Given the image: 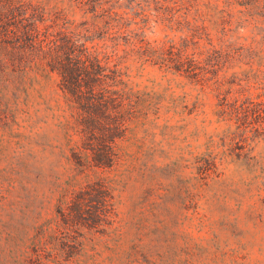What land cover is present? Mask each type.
<instances>
[{
    "label": "rangeland",
    "instance_id": "rangeland-1",
    "mask_svg": "<svg viewBox=\"0 0 264 264\" xmlns=\"http://www.w3.org/2000/svg\"><path fill=\"white\" fill-rule=\"evenodd\" d=\"M244 4V13L239 6L226 14L202 9L203 22L191 27L146 20L138 8L126 12L140 39L178 41L192 30L222 56H264V0ZM124 49L119 56H131ZM254 60L250 85L259 69ZM124 66L128 87L151 97L158 114L122 142V165L108 174L114 224L103 233L78 230L81 250L70 264H264V143L249 141L239 158L228 156L239 146L222 139L226 126L213 115L212 95L157 67ZM249 70L238 62L229 75L239 83ZM60 100L54 79L35 85L33 119L20 123L19 136H5L0 264H27L31 238L56 220L57 199L72 175L48 110Z\"/></svg>",
    "mask_w": 264,
    "mask_h": 264
},
{
    "label": "trees",
    "instance_id": "trees-1",
    "mask_svg": "<svg viewBox=\"0 0 264 264\" xmlns=\"http://www.w3.org/2000/svg\"><path fill=\"white\" fill-rule=\"evenodd\" d=\"M245 1L0 0V153L5 136H19L20 123L33 119L34 86L54 79L61 100L48 110L62 131L72 171L57 199L56 220L30 240L27 264H70L81 250L78 230L103 233L114 224L108 174L122 165V142L158 114L151 97L128 87L125 63L157 67L212 95L213 115L226 126L222 139L239 146L228 156L239 158L249 141L264 143V56H222L202 46L192 30L178 41L140 39L126 12L138 8L146 20L191 27L203 22L202 9L226 14L239 6L244 13ZM123 46L131 56H119ZM255 58L259 69L250 85ZM238 62L250 67L239 83L229 75Z\"/></svg>",
    "mask_w": 264,
    "mask_h": 264
}]
</instances>
